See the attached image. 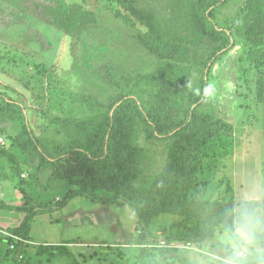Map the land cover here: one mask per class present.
<instances>
[{"label":"rangeland","instance_id":"374dc122","mask_svg":"<svg viewBox=\"0 0 264 264\" xmlns=\"http://www.w3.org/2000/svg\"><path fill=\"white\" fill-rule=\"evenodd\" d=\"M38 1L42 0H0V91L23 107L31 129L44 147L60 141L85 142L88 126L84 119L90 115L105 119L111 114L108 106L112 97L120 93L108 82V73L112 77L134 76L154 69L164 51L157 50L158 43L145 45V36L153 32L145 15L152 12V4L157 6L155 3L163 13L168 8L152 0H67L80 4L94 19L84 31L74 35L40 20L34 8ZM246 1L230 0L227 7L215 13L217 23L230 30L235 40L217 61L222 67H216L215 72L213 65L208 69V86L215 92L206 96L199 108L231 122L235 136L233 150L227 157L218 154L207 161L200 203L193 206L198 217L204 215L203 202L232 199L233 170L239 169V180L245 170L252 180L260 169L264 171V71L252 62L255 49L245 44L244 32L236 22ZM204 71L207 67L194 68L191 86L198 85ZM8 108L16 112L9 113ZM21 110L19 105L0 108V138L5 141L0 142V149L15 154L21 165L19 175L12 160L0 156V179L4 185L3 194L0 190V214L20 218L25 214L2 206L9 201L23 205L26 198L22 188L32 198L30 205L41 211L54 207L69 186L51 162L41 158L37 143L19 136L24 124ZM136 134V145L143 149V155L131 173L132 187L122 185L115 192L130 202L124 204L132 210V205L139 208L144 204L142 190L171 162L174 141L149 139L142 125L136 127ZM180 220L170 213L156 217L150 236H143L140 243L136 239L145 235V224L138 225L135 238L120 247L104 241L45 245L31 240L24 241L19 255L29 264H186V259L195 264H221L218 257L225 254L215 238L206 246L169 243L166 234L158 231L160 226ZM4 221L0 222V264H17L21 236L12 232L17 219L6 221L5 217ZM102 232L99 239L108 238ZM4 236L11 240L4 241Z\"/></svg>","mask_w":264,"mask_h":264},{"label":"trees","instance_id":"16d2710c","mask_svg":"<svg viewBox=\"0 0 264 264\" xmlns=\"http://www.w3.org/2000/svg\"><path fill=\"white\" fill-rule=\"evenodd\" d=\"M152 1L162 3L168 10L163 13L158 3H155L158 8L151 5L152 12H147L145 20L153 32L145 36V45L158 43L157 50L164 52L154 69L144 74L112 77L108 73V78L104 75L120 93L112 97L108 106L111 114L105 119L102 115L84 119L83 123L88 126L85 142L60 141L44 147L19 103L0 92V108L19 105L24 120L19 136L35 141L41 158L51 162L58 174L68 180V189L55 208L64 207L76 196L100 203L129 205L130 202L115 192L122 185L132 187L131 173L135 172L143 155V149L136 145V127L142 125L149 139H173L171 162L142 190L144 204L139 208L132 205L139 226L145 224V235H138L136 241L140 243L143 236H150L156 217L170 213L181 220L158 228L166 234L169 243L206 246L235 205L231 186V200L201 202L205 210L203 217L193 212V206L200 203L202 176L208 159L218 154L227 157L234 146V125L199 108L206 98L208 69L232 48L235 40L234 34L215 20L216 11L227 7L230 0ZM34 8L40 20L74 35L84 31L94 20L80 4L67 0H42ZM236 22L244 32L245 44L255 49L252 62L264 71V0H247ZM195 67H207V71L193 87L191 76ZM7 110L16 112L14 108ZM3 155L12 160L20 175L21 165L15 154L2 148L0 156ZM74 184L78 188H73ZM21 191L26 198L23 205L4 204L2 207L25 214L12 232L21 236L17 264H29L27 259L20 258L21 247L24 241L32 240L33 218L45 210L37 211L30 205L32 198L23 188ZM3 240L11 239L4 236ZM186 262L195 264L189 259Z\"/></svg>","mask_w":264,"mask_h":264},{"label":"crops","instance_id":"0c3cea01","mask_svg":"<svg viewBox=\"0 0 264 264\" xmlns=\"http://www.w3.org/2000/svg\"><path fill=\"white\" fill-rule=\"evenodd\" d=\"M216 63L211 67V69L215 67L214 72L216 67H222L220 62L217 65ZM2 86L0 79V87ZM238 173H240L239 169L233 170L235 206L242 202H249L255 209H263L264 171L260 169L253 180L247 170L242 173L241 180L237 177ZM2 183L3 181L0 179V190L4 191ZM5 204L13 207L20 205V203L16 204L11 201L5 202ZM5 217L6 221L9 218L17 219V224L14 227L18 226L24 218L1 213L0 222H5ZM138 225L139 220L136 212L125 204L100 203L85 196H76L62 208L53 207L36 214L33 218L30 236L33 242H45L52 245L96 244L98 241H104L105 244L111 246L115 244L120 247V245H127L135 238ZM102 231L108 234V238L99 239Z\"/></svg>","mask_w":264,"mask_h":264},{"label":"clouds","instance_id":"9594fccd","mask_svg":"<svg viewBox=\"0 0 264 264\" xmlns=\"http://www.w3.org/2000/svg\"><path fill=\"white\" fill-rule=\"evenodd\" d=\"M214 92L211 86L204 89L205 96ZM215 242L225 254L218 257L221 264H264V209L249 202L229 209Z\"/></svg>","mask_w":264,"mask_h":264},{"label":"built area","instance_id":"2783aa9c","mask_svg":"<svg viewBox=\"0 0 264 264\" xmlns=\"http://www.w3.org/2000/svg\"><path fill=\"white\" fill-rule=\"evenodd\" d=\"M0 142H2V143H4L5 141H4V139L1 137L0 138Z\"/></svg>","mask_w":264,"mask_h":264}]
</instances>
